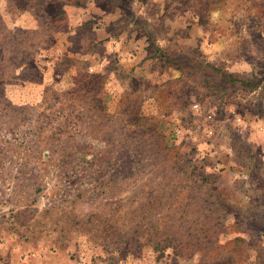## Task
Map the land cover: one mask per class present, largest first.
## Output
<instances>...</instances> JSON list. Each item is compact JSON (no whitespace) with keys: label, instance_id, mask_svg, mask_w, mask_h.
<instances>
[{"label":"rangeland","instance_id":"rangeland-1","mask_svg":"<svg viewBox=\"0 0 264 264\" xmlns=\"http://www.w3.org/2000/svg\"><path fill=\"white\" fill-rule=\"evenodd\" d=\"M31 255L264 264V0H0V264Z\"/></svg>","mask_w":264,"mask_h":264},{"label":"crops","instance_id":"crops-1","mask_svg":"<svg viewBox=\"0 0 264 264\" xmlns=\"http://www.w3.org/2000/svg\"><path fill=\"white\" fill-rule=\"evenodd\" d=\"M38 255V254H37ZM54 256V255H53ZM40 257V256H39ZM47 256L46 255H44L43 256V258L41 259V261L43 262L42 264H46V262H47V259H48V257L46 258ZM49 257H50V255H49ZM33 258H35V256L34 255H31V256H29V258L28 259H26L27 260V262L28 263H26V264H37V263H34L33 261H34V259ZM57 260L58 262L57 263H55V264H67V262L65 261V260H61L60 258H56V257H54V260ZM29 260V261H28ZM55 260V261H56ZM48 263V262H47ZM19 264H23V263H19Z\"/></svg>","mask_w":264,"mask_h":264}]
</instances>
